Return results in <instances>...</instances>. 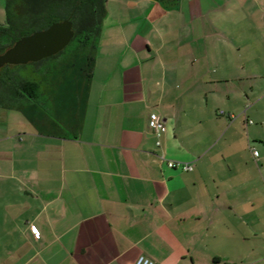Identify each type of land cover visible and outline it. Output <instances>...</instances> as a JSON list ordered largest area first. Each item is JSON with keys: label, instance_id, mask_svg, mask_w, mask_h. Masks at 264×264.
I'll list each match as a JSON object with an SVG mask.
<instances>
[{"label": "crops", "instance_id": "0c3cea01", "mask_svg": "<svg viewBox=\"0 0 264 264\" xmlns=\"http://www.w3.org/2000/svg\"><path fill=\"white\" fill-rule=\"evenodd\" d=\"M220 1L108 0L74 138L0 108V264L234 263L264 221V7Z\"/></svg>", "mask_w": 264, "mask_h": 264}, {"label": "trees", "instance_id": "16d2710c", "mask_svg": "<svg viewBox=\"0 0 264 264\" xmlns=\"http://www.w3.org/2000/svg\"><path fill=\"white\" fill-rule=\"evenodd\" d=\"M107 1L5 0L0 54L17 40L65 19L72 22L74 35L62 51L28 63L39 71L40 81L19 75L17 68L25 65L0 68V108L22 112L42 134L76 137L82 125ZM41 83L47 90L41 88ZM34 112L35 116L29 115Z\"/></svg>", "mask_w": 264, "mask_h": 264}, {"label": "rangeland", "instance_id": "374dc122", "mask_svg": "<svg viewBox=\"0 0 264 264\" xmlns=\"http://www.w3.org/2000/svg\"><path fill=\"white\" fill-rule=\"evenodd\" d=\"M182 2L185 3V5L187 6V0H182ZM189 2H190V5H193L196 2V0H189ZM199 2L200 4L203 5L202 8L204 9L206 7H210L214 5L217 6L221 3L220 0H199ZM256 2H258L261 6L264 7V0H257ZM232 3L236 4L235 8L238 7L240 10L239 11L240 15L237 16V19L241 18L245 21H248V20L250 21L252 19L251 12L248 10H249V7L254 6L255 0H235V2H231V4ZM241 6H244L243 9ZM111 7L113 8V5H111L110 3L108 5V8L111 9ZM3 13L5 15V10H3L2 13L0 14L1 17H4L2 16ZM219 17L222 19H226L224 18V15L223 16L221 15ZM211 18L214 19V14H213V17H210V19ZM110 20L112 19H104L102 26H104V24ZM3 23L4 22L0 21V24H3ZM102 37H103V33H101L100 35V40ZM17 71L19 75L24 79L31 80V81L41 80L40 73L39 71L35 70L34 64H26L25 66L18 67ZM45 86H46L45 83H41V88L43 90L44 89L47 90L46 89L47 87L45 88ZM253 151H249L250 156L246 155V159L249 163L253 162L252 161L253 159H255L254 162L257 163V159L256 157H254L252 153ZM260 198L262 199V202L261 203L259 202V207L262 206L264 208V196L261 195L259 196V200ZM257 225L258 226L255 227L254 230L249 228L247 231H244L245 232L244 237L242 235V231H241L242 228H241L237 248H233L232 250L229 249L227 251L224 250L223 251L224 253H222V256H225L224 254H228L229 256H231L234 262L233 264H264V221Z\"/></svg>", "mask_w": 264, "mask_h": 264}, {"label": "water", "instance_id": "95a60500", "mask_svg": "<svg viewBox=\"0 0 264 264\" xmlns=\"http://www.w3.org/2000/svg\"><path fill=\"white\" fill-rule=\"evenodd\" d=\"M73 35L69 19L55 22L44 30L17 40L0 54V68L6 65H26L55 55L69 44Z\"/></svg>", "mask_w": 264, "mask_h": 264}, {"label": "built area", "instance_id": "2783aa9c", "mask_svg": "<svg viewBox=\"0 0 264 264\" xmlns=\"http://www.w3.org/2000/svg\"><path fill=\"white\" fill-rule=\"evenodd\" d=\"M150 126H151V129H152L154 135L156 136V145L160 146L161 145V137L166 130L163 121L158 116L153 115L151 117ZM253 155H254V157H257V152L254 151ZM162 159L164 160L163 157H162ZM165 163H166V166L168 168H173V169L180 168L184 171H190L193 168L192 165H190L188 163H181V162H175V161H170V160H166ZM34 232L36 235H38L37 230H35ZM134 264H158V263H156L154 260H152L148 257L140 256Z\"/></svg>", "mask_w": 264, "mask_h": 264}]
</instances>
